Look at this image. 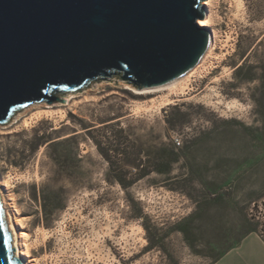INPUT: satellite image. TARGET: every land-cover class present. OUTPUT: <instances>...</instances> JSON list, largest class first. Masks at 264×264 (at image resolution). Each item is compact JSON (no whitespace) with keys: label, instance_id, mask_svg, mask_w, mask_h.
<instances>
[{"label":"rangeland","instance_id":"374dc122","mask_svg":"<svg viewBox=\"0 0 264 264\" xmlns=\"http://www.w3.org/2000/svg\"><path fill=\"white\" fill-rule=\"evenodd\" d=\"M239 1L212 0L215 47L171 105L91 82L0 126V202L37 264H264V0Z\"/></svg>","mask_w":264,"mask_h":264},{"label":"water","instance_id":"95a60500","mask_svg":"<svg viewBox=\"0 0 264 264\" xmlns=\"http://www.w3.org/2000/svg\"><path fill=\"white\" fill-rule=\"evenodd\" d=\"M206 0H0V125L91 82L165 89L209 45ZM61 95V96H58ZM0 264H20L0 202Z\"/></svg>","mask_w":264,"mask_h":264},{"label":"bare ground","instance_id":"6f19581e","mask_svg":"<svg viewBox=\"0 0 264 264\" xmlns=\"http://www.w3.org/2000/svg\"><path fill=\"white\" fill-rule=\"evenodd\" d=\"M237 1H239V0H237ZM211 24H212V0H206L204 19L198 21V26L208 30L209 40L210 41H209L208 48H207L206 52L204 53L203 57L200 59V61L192 69H190L188 72H186L180 78H178L175 81H173L165 89H162V88H135V87H129L128 84H125V89L131 90L132 92H134L135 94H138V95L165 91V92H167V95L165 97H163L161 99V101H159V105L160 106L171 105L172 104V100H171L170 96H173V95H176V94H180V93L182 94V93H184L185 91H187L189 89V87H190V85H189L190 78L195 76V74H197V72L199 73V69L202 68L204 62L206 61V59L208 58V56L211 54L212 50L215 47V32L211 28ZM72 95H74V93L62 95L61 98L63 99V104L57 102L56 104H52V105L45 104L44 107L49 109V108H51L53 106H65V105H67L69 103L70 99L72 98ZM152 105L155 106V103H153ZM158 108H159V106H158ZM144 109H146V108L143 107V106H140V105H136L135 108H134V111L136 113H138L139 111L144 110ZM18 117H19L18 114H15L13 117H11V119L9 120V124H11V122L16 120ZM9 124H3V125H0V126L1 127H6ZM5 185L7 186V183ZM0 199H1L2 204H3V208H5V200L2 197ZM13 213H14V215H18V211L16 209H13ZM9 216L10 215L8 214V212L5 211V213H4L5 222H6V225H7L8 232H9L10 237H11V243H12L14 252L16 254L17 260L19 261L20 264H37V262L34 260V258L30 255V244L27 242L28 241L27 240L28 239L27 235L24 234V233H19L18 234L15 231V229H14V227H13L11 221H10V217ZM62 219H64V218H62ZM62 221H61V223L57 224L58 227L56 229V233H57L59 239H62V237L67 235L65 233L64 228H63L64 224H63ZM18 224L19 223H17V225ZM108 230H109V228H108ZM108 232H107V234H108ZM40 233H41L40 236H41L42 241L43 242L47 241V239H48L47 233L45 231H43V230H41ZM97 235L99 236V234H97ZM85 251H86L88 257L91 258L92 257L91 253L96 251V244L94 242H92V241H89V244L86 246ZM100 260L104 261L102 259H100Z\"/></svg>","mask_w":264,"mask_h":264},{"label":"crops","instance_id":"0c3cea01","mask_svg":"<svg viewBox=\"0 0 264 264\" xmlns=\"http://www.w3.org/2000/svg\"><path fill=\"white\" fill-rule=\"evenodd\" d=\"M243 258L247 259V261H250L249 258H254L256 260V257L250 253H247Z\"/></svg>","mask_w":264,"mask_h":264}]
</instances>
